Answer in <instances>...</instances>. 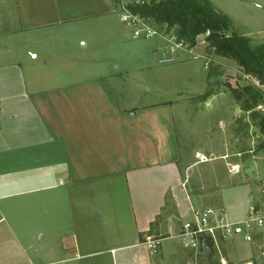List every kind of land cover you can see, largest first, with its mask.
I'll return each instance as SVG.
<instances>
[{
  "label": "crops",
  "instance_id": "obj_1",
  "mask_svg": "<svg viewBox=\"0 0 264 264\" xmlns=\"http://www.w3.org/2000/svg\"><path fill=\"white\" fill-rule=\"evenodd\" d=\"M117 2L0 0V264H170L174 246L152 255L146 240L177 229L190 206L218 200L232 221L250 208L228 197L252 188L220 184L214 168L188 191L192 169L219 158L184 162L173 103L122 106L102 78L61 77L67 48L125 41ZM99 23L108 36L86 31Z\"/></svg>",
  "mask_w": 264,
  "mask_h": 264
},
{
  "label": "rangeland",
  "instance_id": "obj_2",
  "mask_svg": "<svg viewBox=\"0 0 264 264\" xmlns=\"http://www.w3.org/2000/svg\"><path fill=\"white\" fill-rule=\"evenodd\" d=\"M209 1L218 3V0ZM222 1L231 18L228 35H249L257 44H264V0H239V5L231 4V0ZM117 6L119 13L118 2ZM122 26L127 29L123 42L115 40L108 44L98 39L93 43L92 53L88 52L90 49L86 53H70L73 50L66 47L68 53L60 59L64 81L102 78L122 106L173 103L184 162L200 164L219 158L192 169L194 175L187 185L188 191L189 186L201 191L200 183H196L201 179V169L214 168L220 184L238 180L240 185L252 188L233 191L228 201L234 208L244 213L250 205H255L264 215V83L247 75L233 59L209 50L205 35L197 38L196 52H179L177 59L185 58L182 63L175 59L174 63L161 64L166 54L162 48L173 47L168 40L175 30L153 25L156 37L134 38L131 29L124 23ZM86 29L89 33L95 29L91 35L95 34L96 38L108 36L107 28L100 23ZM68 34L74 33L62 35L68 37ZM86 37L89 39V34ZM197 152L204 156L196 155ZM234 166L240 167L239 173L232 171ZM205 186L204 193L216 188L215 184ZM203 205L216 208L221 202L205 201ZM176 223L178 227L179 222ZM162 244L172 245L178 251L177 259L170 264H264V228L253 231L252 243L237 237L222 246L220 252L210 255L195 256L178 239H168Z\"/></svg>",
  "mask_w": 264,
  "mask_h": 264
},
{
  "label": "built area",
  "instance_id": "obj_3",
  "mask_svg": "<svg viewBox=\"0 0 264 264\" xmlns=\"http://www.w3.org/2000/svg\"><path fill=\"white\" fill-rule=\"evenodd\" d=\"M133 4L144 5L149 0H130ZM129 0H118L120 4V19L129 27L134 35V38H153L156 37L157 31L154 26L147 20L134 15L129 10L131 2ZM129 3V4H128ZM209 32L205 34L209 36ZM172 43L169 46L170 50L160 63H174L179 52L193 53L188 43L178 39L175 34L168 40ZM239 166H234L232 171L239 173ZM177 229L170 228L167 236L157 238L149 237L145 245L148 247L152 255H156L162 243L168 239H178L185 250L198 254L210 255L215 251L221 250L227 242L241 237L245 242H253V231L255 229L264 228V215L260 214L258 208L251 205L245 218L240 221H232L223 210H215L213 208H195L190 206L187 217L178 220ZM204 248L209 250L206 254ZM225 264V263H224Z\"/></svg>",
  "mask_w": 264,
  "mask_h": 264
},
{
  "label": "trees",
  "instance_id": "obj_4",
  "mask_svg": "<svg viewBox=\"0 0 264 264\" xmlns=\"http://www.w3.org/2000/svg\"><path fill=\"white\" fill-rule=\"evenodd\" d=\"M134 15L155 27L167 26L175 36L197 46V38H206L208 49L223 58H231L247 75L264 83V45H256L245 36L230 32V19L218 12L209 0H149L144 5L131 4Z\"/></svg>",
  "mask_w": 264,
  "mask_h": 264
},
{
  "label": "water",
  "instance_id": "obj_5",
  "mask_svg": "<svg viewBox=\"0 0 264 264\" xmlns=\"http://www.w3.org/2000/svg\"><path fill=\"white\" fill-rule=\"evenodd\" d=\"M204 251H205V253H206V254H208V253H209V250H208V249H206V248H204Z\"/></svg>",
  "mask_w": 264,
  "mask_h": 264
}]
</instances>
